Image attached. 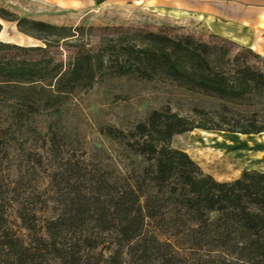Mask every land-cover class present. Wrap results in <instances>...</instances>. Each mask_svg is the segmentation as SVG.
I'll return each mask as SVG.
<instances>
[{"label":"trees","instance_id":"16d2710c","mask_svg":"<svg viewBox=\"0 0 264 264\" xmlns=\"http://www.w3.org/2000/svg\"><path fill=\"white\" fill-rule=\"evenodd\" d=\"M1 23L40 46L0 42V115L7 112L0 144L15 146L16 135L30 134L46 116L45 154L59 165L49 177L51 208L16 212L24 236L9 225L0 187V264H264V174L221 184L172 147L194 131L264 135V122L257 124L264 121V58L213 36L205 43L162 32L59 28L4 9L0 35ZM86 33L105 35L93 49ZM61 49L71 50L66 66ZM112 80L160 82L212 100L219 122L197 128L163 109L128 132L101 128L124 159L116 177L110 165L66 161L54 133L65 100ZM227 119L249 123L223 130Z\"/></svg>","mask_w":264,"mask_h":264},{"label":"rangeland","instance_id":"374dc122","mask_svg":"<svg viewBox=\"0 0 264 264\" xmlns=\"http://www.w3.org/2000/svg\"><path fill=\"white\" fill-rule=\"evenodd\" d=\"M0 9L9 11L1 1ZM117 23L118 20L110 23L105 21L102 24L81 25L77 28L86 30L122 28L133 32L146 31L155 34L162 32L170 37L189 36L197 41L211 42L210 36L203 31L190 30L194 33V36H191L185 35L183 30L178 27L157 25L151 21L140 22L139 27H122L116 25ZM2 28L0 42L24 48L40 46L37 42L22 37L10 27ZM86 35L84 41L88 40L89 45L94 49L105 34L86 33ZM69 51L71 50L56 51L65 66L69 58ZM232 52V57L240 53L236 48ZM54 89L55 84L51 90L54 91ZM163 109H170L173 114H177L197 128L210 127L219 122V119L214 115L219 110V104L212 100L190 96L172 85L160 82L138 83L129 80H112L94 87L87 93L76 94L66 99L62 106L61 120L57 123L58 126L54 133L60 141L66 161L92 162L101 166L100 168L110 165L111 173L116 177L124 173L121 166L124 159L121 157L120 149L102 137L99 130L103 127H110L128 132L137 124L143 123L152 112ZM202 112L203 115L199 114ZM6 121L7 112L3 111L0 115V129L5 126ZM49 122L46 116L38 117L29 129L32 130L30 134L15 136L17 141L15 146L10 147L6 143L0 144V187L6 194L7 220L20 236L25 235L20 229L16 215L21 206L38 211L51 208L47 201L52 196L49 177L59 164L50 160L45 154V146L49 140L46 132ZM262 122L264 121H259L257 124L262 125ZM248 123L249 121H245V119H227L223 130L229 129L226 124L246 126ZM204 134L216 137L215 141H211L210 144L221 141V146L211 149V146L205 145L203 143ZM261 136L244 137L217 132L194 131L191 134L175 138L172 147L187 154L205 174L231 182L239 174L248 170L264 172V147L254 146L252 150L246 151V160L256 162L254 165L256 167L233 166V173H227L226 170L218 168L215 163L222 162L221 164H223L227 158H230L228 156L236 153L229 147L238 146L242 140L240 137L245 138L251 144L256 140H262ZM41 149L45 150L44 153ZM236 156L237 154L233 157ZM42 218H50V216L44 215Z\"/></svg>","mask_w":264,"mask_h":264},{"label":"crops","instance_id":"0c3cea01","mask_svg":"<svg viewBox=\"0 0 264 264\" xmlns=\"http://www.w3.org/2000/svg\"><path fill=\"white\" fill-rule=\"evenodd\" d=\"M0 1L20 19L54 27L77 28L115 20H118L116 25L122 27H139L140 22L151 21L157 25L178 27L185 35L194 36L190 30L203 31L264 58V0ZM1 25L16 30L13 24ZM215 165L223 170L228 166L225 163ZM242 173L231 182L209 176L218 183L227 184L237 181Z\"/></svg>","mask_w":264,"mask_h":264},{"label":"bare ground","instance_id":"6f19581e","mask_svg":"<svg viewBox=\"0 0 264 264\" xmlns=\"http://www.w3.org/2000/svg\"><path fill=\"white\" fill-rule=\"evenodd\" d=\"M204 141L203 143L205 145H209L211 146V149H217L218 147H220L222 144L221 141H219L218 143H213L210 144L211 141H215L216 137L214 136H209L204 134ZM262 140H256L254 143H249L247 140H245V138H242V140L240 141L238 146H230L229 149L232 151H236V153H233V155L228 156L230 158H227V161L225 162V164L229 165L226 169L227 173H233V166L235 167H244V168H250V167H256L254 165H256V162H248L246 160V151L247 150H252L254 148V146H258L259 147H264V135L261 136ZM248 148V149H247ZM236 157H233L234 155H236ZM222 162H219L218 164H221ZM262 163V162H261ZM232 167H231V166ZM260 166V165H259ZM230 167V168H229Z\"/></svg>","mask_w":264,"mask_h":264}]
</instances>
